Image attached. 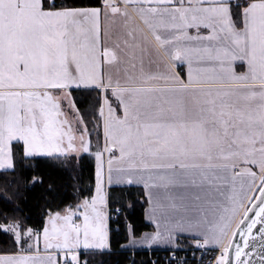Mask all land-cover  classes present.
Here are the masks:
<instances>
[{
  "label": "snow or ice",
  "instance_id": "obj_1",
  "mask_svg": "<svg viewBox=\"0 0 264 264\" xmlns=\"http://www.w3.org/2000/svg\"><path fill=\"white\" fill-rule=\"evenodd\" d=\"M0 186V264H264V0H0Z\"/></svg>",
  "mask_w": 264,
  "mask_h": 264
},
{
  "label": "trees",
  "instance_id": "obj_2",
  "mask_svg": "<svg viewBox=\"0 0 264 264\" xmlns=\"http://www.w3.org/2000/svg\"><path fill=\"white\" fill-rule=\"evenodd\" d=\"M40 170L42 172H44L45 178H46V182H47L48 179L53 180L57 184H59L61 182L55 175L48 176L49 169L43 162H40ZM29 175H31V173ZM43 190H44L43 186H41L40 188L37 187L36 189H33L32 192L30 193V197L31 196H39L43 192ZM0 191H3V187L2 186H0ZM34 203H35V201L30 198L29 201H28V206H31ZM41 203H42V201H41ZM22 207H24V205H22ZM32 211H33V215H34L36 209L33 208ZM25 214H27V208H25ZM131 214H132L133 219H137L138 220V218H139V216L141 214V206H140L139 203H137L135 205V208L131 210ZM17 215H19V214H17ZM156 254L161 256V257H164V256L167 255V253H165L164 251H160V252H158ZM143 255H144V253L140 252L137 258L139 259Z\"/></svg>",
  "mask_w": 264,
  "mask_h": 264
},
{
  "label": "crops",
  "instance_id": "obj_3",
  "mask_svg": "<svg viewBox=\"0 0 264 264\" xmlns=\"http://www.w3.org/2000/svg\"><path fill=\"white\" fill-rule=\"evenodd\" d=\"M128 11H129V13H130L131 15H133V16L135 17V18H134V17L132 16L134 19H137L138 14H137V12L135 11V9H129ZM105 104H106V102H105ZM105 119H107V117H105ZM242 170H244V169L242 168ZM246 170L249 171V172L252 171L250 168H247ZM250 195H251V193L249 192V196H250ZM248 206H249V205H248ZM245 211H246V208H245V207H242V206H241V207H238V208H237V210H236V214L232 217L230 223L228 224L227 229L225 230L224 235L222 236V238H221V240H220L221 244L226 245V244L228 243V241H229V239H230V231L234 229L235 225L238 223L239 219L241 218L240 214L243 213V212H245Z\"/></svg>",
  "mask_w": 264,
  "mask_h": 264
},
{
  "label": "water",
  "instance_id": "obj_4",
  "mask_svg": "<svg viewBox=\"0 0 264 264\" xmlns=\"http://www.w3.org/2000/svg\"><path fill=\"white\" fill-rule=\"evenodd\" d=\"M251 206H252V205H249L248 207H251ZM246 211H247V209H246ZM256 214L259 215V209L256 210ZM255 218H256V217L254 216V217H253V220H255ZM258 228H259V225L257 226V229H254V230H253V231H254V234L258 231ZM248 251H251V248H249ZM252 259L255 260V259H257V257H256L255 255H253Z\"/></svg>",
  "mask_w": 264,
  "mask_h": 264
},
{
  "label": "rangeland",
  "instance_id": "obj_5",
  "mask_svg": "<svg viewBox=\"0 0 264 264\" xmlns=\"http://www.w3.org/2000/svg\"><path fill=\"white\" fill-rule=\"evenodd\" d=\"M130 15H131V14H130ZM132 16H133V15H131V17H132ZM133 17H134V16H133ZM133 17H132V18H133ZM134 18H135V17H134ZM134 18H133V19H134ZM78 142H79V141L77 140V143H78ZM61 238H63V234H61Z\"/></svg>",
  "mask_w": 264,
  "mask_h": 264
},
{
  "label": "built area",
  "instance_id": "obj_6",
  "mask_svg": "<svg viewBox=\"0 0 264 264\" xmlns=\"http://www.w3.org/2000/svg\"><path fill=\"white\" fill-rule=\"evenodd\" d=\"M181 255H183V253H180Z\"/></svg>",
  "mask_w": 264,
  "mask_h": 264
}]
</instances>
